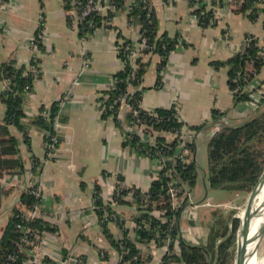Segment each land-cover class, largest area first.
Returning a JSON list of instances; mask_svg holds the SVG:
<instances>
[{
  "label": "crops",
  "instance_id": "0c3cea01",
  "mask_svg": "<svg viewBox=\"0 0 264 264\" xmlns=\"http://www.w3.org/2000/svg\"><path fill=\"white\" fill-rule=\"evenodd\" d=\"M115 1L118 6L96 15L95 27L84 39L72 25L71 0H6L0 6V140L5 149L10 143L1 130L6 111L2 96L6 77L1 67L10 64L25 75L32 63L41 72L20 93L22 130L7 126L17 141L15 153L0 150L4 160L0 163V237L13 212L22 203L27 205L22 195L34 180L42 192L37 218L49 226L35 231L38 238L25 246L23 264L58 263L74 255L86 263L117 264L121 252L112 241L119 244L124 231L143 264H159L167 252L165 245L138 241L135 220L142 210L120 193L131 187L147 191L158 177L159 162L125 144L126 110L117 111L119 125L114 116H102L106 92L114 84V75L124 68L119 45L123 41L136 44L142 27L140 15L129 13L135 0ZM147 1L154 15L155 39L166 37L174 46L166 59L155 50L141 53L137 79L130 82L128 92L139 96L145 110L172 109L181 126L191 131L197 176L192 188L182 185L179 236L190 244L215 247L229 217H238L233 210L243 194L234 191L219 199L209 187L207 144L221 119L225 121L221 125L235 126L252 116L234 102L226 61L243 51L247 37L264 49V0H252L245 7L243 2L231 7L223 4L206 26L193 17L189 0ZM31 38L37 42L34 49ZM244 69L249 74L245 89L256 90L252 80L264 66L257 73L255 65L246 62ZM55 102L58 126L46 129L38 118L43 108L49 110ZM197 126H201L198 131L192 129ZM49 132L56 136L57 147L53 158L45 161ZM97 195L103 206L119 216L120 224L100 219L94 208ZM159 211L151 213L159 218ZM174 252H178L176 246Z\"/></svg>",
  "mask_w": 264,
  "mask_h": 264
},
{
  "label": "trees",
  "instance_id": "16d2710c",
  "mask_svg": "<svg viewBox=\"0 0 264 264\" xmlns=\"http://www.w3.org/2000/svg\"><path fill=\"white\" fill-rule=\"evenodd\" d=\"M252 2V0H244L242 6H251ZM111 3L116 6L119 4V2L115 0ZM189 3L191 5L195 3L199 5L198 9L192 11V13L200 14L202 10H205L204 14H200V22H203L206 26L207 21L212 16V9H204L205 4L203 0H189ZM221 5L223 4L221 3ZM129 13L130 15H140L142 21V32L148 37L149 42L154 46L153 50L161 54L162 57L166 59L169 51L174 46V42L166 37H162L158 40L155 39V20L153 12L148 11V9L144 7L143 0H135V2L131 5ZM97 18L98 16H93V23L96 22ZM259 49H261V47L259 48L258 46L252 45L246 48L242 53L236 54L226 61V65L229 68V83L233 90L236 86L233 79L237 72L244 69L246 61L249 59L254 60L257 73L264 66V54L259 57ZM1 70L2 76L10 78L11 88L2 94L6 111L4 118L5 126H2L1 128V130L8 137L7 141L10 143V146L5 149L3 147L4 140H0V150L2 153H15V144L17 141L14 136L9 134L7 126L13 124L19 130H22L23 126L20 123L22 117V96L20 93L24 92V89L30 85L31 78L29 76L22 75V69H15L10 64L2 66ZM129 72L130 67L126 65L121 71L114 75V87L106 92L107 96L103 100L104 109L102 116H114L115 119H117L118 125L120 124V121L117 118V106L113 105L112 108H110V106L113 103V99L120 92L125 91ZM239 83L241 86L244 85L242 81H239ZM248 93L249 92L247 90H240L235 95L234 102L238 103L241 100L247 99ZM134 98L139 99V96L133 94V100ZM49 110L50 117H54L56 111L58 110V103H53ZM155 111L158 116L161 117V121L159 122L148 114H143V118H145L147 123H150L155 129L180 128L181 123L176 121L174 118V112L172 109H156ZM130 120L131 117L128 116V122ZM38 123L43 125L44 128L52 130V123L45 122L41 116L38 118ZM201 126H197L192 129L198 131ZM130 135L131 137L125 141V144L131 145L134 149L137 148L139 153H143L145 150L149 149L153 150L155 148V146L153 148V146H149L148 144L140 141L133 134ZM176 144V139H173L168 143L165 142L162 136L156 137V148L161 149V151L165 154L174 155ZM188 150L191 159L188 164H181L179 160L176 159V162H168L167 165L174 168L175 176L177 177V180H179L178 184L181 186L185 184L190 189L193 187L197 176L196 166L193 161L195 145L192 139L188 143ZM3 161L4 160L0 159L1 164ZM207 165V181L210 188L240 192L251 191L264 171V110L257 112L239 125H225L215 131L207 144ZM168 180L169 178L162 175L160 172L158 177L151 182L147 191L144 192L133 187L134 194L137 197L136 207L138 210H142L135 220L137 224L136 230L138 241L147 242L155 238L157 246L166 245L167 252L162 257V260L165 263L230 264V258L232 257L231 248L240 219L238 217L231 218L230 222L223 227L220 233V240L215 247L195 245L183 241L179 236L178 226V213L180 210L176 212L175 220L173 221L167 220L163 222L160 218L161 216L170 217V200L165 192ZM120 193H125V191L121 190ZM23 198H26L27 204L32 203L34 200L26 193H23L22 199ZM144 198H146V201H144ZM162 198L163 200L160 202ZM115 199L116 201L118 200V202L123 201L118 198ZM96 203L99 206L96 212L102 220L101 215L103 205L100 202V198L96 201ZM184 203L185 199H183V204ZM154 209L164 210V213L160 214L159 218H157L151 213ZM18 214V210L13 212L12 217L6 224L2 236L0 237V263L4 260L7 254L14 253L17 255L15 264H23V251L26 247H22V249H20L16 245L21 234V229L18 228L17 225L22 224L20 218L17 217ZM141 220L149 221L151 229L146 230L140 224ZM31 228H34V231L40 233L44 229H49V226L41 221L40 218H33L31 219ZM155 232L159 233L156 237L154 234ZM163 232L166 233L167 237L162 234ZM112 243L113 245L118 246L121 252V259L117 264H143L142 260L139 258L135 244L128 238L126 231L124 232L123 239L119 242V244L115 243V241H112ZM175 246L177 247L178 252H174ZM52 264L58 263L52 262Z\"/></svg>",
  "mask_w": 264,
  "mask_h": 264
},
{
  "label": "built area",
  "instance_id": "2783aa9c",
  "mask_svg": "<svg viewBox=\"0 0 264 264\" xmlns=\"http://www.w3.org/2000/svg\"><path fill=\"white\" fill-rule=\"evenodd\" d=\"M143 1H144V7L147 8L148 11H152L149 2L147 0H143ZM71 2H72V20H73L72 25L80 33L82 39H84L88 35V32L92 31L95 27V24L93 23V16L101 12H104L108 7L113 6L111 2L105 4L102 3L101 0H71ZM203 2L205 4L204 9H208V8L212 9V16L210 17L209 20L211 22L212 19L215 17L216 10L219 7H222L221 3L231 7V6H237L238 4L242 3L243 0H203ZM5 3L6 0H0V6H4ZM198 7L199 5L197 3L192 4L193 11L198 9ZM204 11L205 10H202L200 14H204ZM192 14L193 17L200 22V14H195V13ZM252 43H253V39L251 37L245 38L243 43V51L246 48L252 46ZM30 47L32 49L37 47V42L35 38H31ZM153 49L154 46L149 42L148 37L144 35L142 30L140 31V35L136 44L131 41H123L119 45V49H118L119 57L121 58L124 67L126 65L130 67V72L127 78V86L125 91L120 92L113 99V103L110 106V108H112L113 105H116L117 111H119V109H124L131 117V120L128 122V130L126 131L125 140L131 137L130 134H133L140 141L148 144L149 146H153V148L155 146L153 150L152 149L145 150L143 153L152 158L157 159L160 165L159 173L161 172L162 175L169 178L168 183L166 184L165 187V192L166 195L168 196V199L170 200L169 202L170 217L162 216L161 219L163 222H165L167 220L170 221L175 220V215L178 210H180L178 213L179 216L182 207H179L178 202L182 200V197L184 195L183 188L181 185L178 184L179 180H177V177L175 176L174 168L172 166H168L167 164L168 162L170 163L176 162V159L179 160L181 164H188L190 162L191 159L188 150V143H189V137L191 131L190 130L187 131L186 128L185 129L183 128V126H180V128L177 129H159V130L155 129L150 123H147L146 119L143 118V114H148L149 116L155 118L157 122L161 121V117L158 116L155 110L150 111L143 109L140 105L139 99L134 98L133 100V95L129 94L128 92V86L130 85V82L137 79L136 68L138 66V61H137L138 57L144 51L151 52ZM263 54H264V49H259L258 56L259 57L263 56ZM246 62H249L250 64H254L253 59H249ZM27 68L28 70L25 73V75L27 74L31 79H36L38 75L41 74L40 69L32 63H30L27 66ZM233 81L236 84L233 90V94L236 95L240 90H246L245 86L249 82V74L246 72L245 69H242L236 73V76L234 77ZM239 81H242L244 85L241 86ZM114 84H115V80H114ZM114 84L112 88L114 87ZM10 88H11L10 78H6L5 83L3 85V91L7 92L8 90H10ZM248 92H249L248 98L239 101L238 104L247 113H253L256 109H258V107L262 102L261 99L263 98L261 96L260 99V94L256 92V90H248ZM66 98H67L66 95L61 97L60 102H63ZM102 107L104 109L103 102H102ZM40 116L43 118L45 122H51L52 125L54 126L52 128L56 129V127L58 126L57 115H54V117L51 118L48 108H43L41 110ZM173 116L176 119V121L180 122L179 119L177 118V115H175V112ZM224 122L225 121L221 119V123H219L220 125L215 129V131H217L219 128L224 126L221 125L224 124ZM157 132L163 134L162 137L164 138L165 142L169 143L173 139L177 140L176 150L174 155L165 154L161 151V149L156 148V137L158 136ZM44 146H45V161H47L53 158L57 147V138L51 132H49L46 135ZM124 191L126 197L130 198V200L136 205L137 197L134 194V188L131 187ZM24 193L32 197L34 200L32 203L27 205L22 203L21 208L18 210L19 214L17 215V217L20 218L22 224L17 225V227L21 229V234L19 236V239L17 240L16 245L20 249H22V247H25L30 242L31 238L37 240L38 238L37 234H35V231L31 228V219L37 218L41 213L39 204L41 202L42 192L39 184L35 180L30 181L25 187ZM98 199L99 196L98 195L95 196L94 208L96 210L97 208H99V206L96 203ZM162 200L163 198L161 199L160 202H162ZM144 201H146V198H144ZM159 212L163 214L164 210H160ZM101 218L103 221H113L115 223L120 224L119 216H117V214L111 210L108 211V209L105 206H102ZM140 224L146 230L151 229V224L149 221L141 220ZM154 234L156 237L159 233L155 232ZM162 234H164V236L167 237L165 232H163ZM122 239L123 237L120 239V242ZM145 243L157 246L155 238ZM102 258L105 259V256L103 254H102ZM16 260H17V255L14 253H9L6 255V257L0 264H15ZM58 263L59 264H91V263H86L84 259L79 255L64 257ZM159 264H178V262L165 263L163 262V260H161Z\"/></svg>",
  "mask_w": 264,
  "mask_h": 264
},
{
  "label": "bare ground",
  "instance_id": "6f19581e",
  "mask_svg": "<svg viewBox=\"0 0 264 264\" xmlns=\"http://www.w3.org/2000/svg\"><path fill=\"white\" fill-rule=\"evenodd\" d=\"M258 203L261 208L252 217L244 240V264H264V256L260 257L258 254V245L263 234L260 233L264 228V182L253 197L252 208H255Z\"/></svg>",
  "mask_w": 264,
  "mask_h": 264
},
{
  "label": "rangeland",
  "instance_id": "374dc122",
  "mask_svg": "<svg viewBox=\"0 0 264 264\" xmlns=\"http://www.w3.org/2000/svg\"><path fill=\"white\" fill-rule=\"evenodd\" d=\"M252 81H255V84H256V92H258L260 94V99H261V96L263 99H261V104L260 106L258 107V109H256L252 115L256 114L257 112L261 111V110H264V70L262 71V73L255 79V80H252ZM263 108V109H262ZM205 161V159H204ZM216 192V194H219V199L220 198H225V197H221L223 195H229V196H232L234 193V191L232 190H223V189H214ZM240 192V191H239ZM242 199L241 201H238L240 202L241 204L238 205V207H236L234 210H233V213H235L238 218L240 219L244 209H245V206H246V203H247V200H248V197H249V194H250V191L249 192H242ZM228 198V197H226ZM256 203V201H255ZM231 219V216L229 217L228 221H230ZM240 222H241V219L239 221V225H238V228L236 230V233H235V236H234V241H233V245H232V257L230 258V264H233L234 263V259H235V254H236V248H237V241H238V234H239V228H240ZM223 229V228H222ZM221 229V231H222ZM258 254L260 257H263L264 256V231H263V234L261 236V240L259 242V245H258Z\"/></svg>",
  "mask_w": 264,
  "mask_h": 264
},
{
  "label": "water",
  "instance_id": "95a60500",
  "mask_svg": "<svg viewBox=\"0 0 264 264\" xmlns=\"http://www.w3.org/2000/svg\"><path fill=\"white\" fill-rule=\"evenodd\" d=\"M264 182V171L261 174L260 178L258 179L257 183L254 185V187L251 189L245 209L240 217V228H239V234H238V241H237V248H236V254L233 264H244L245 260V250H244V240L247 233V230L249 228L250 222L252 217L257 214L259 209L261 208L260 203H258L255 208H252L253 204V197L257 193L258 189ZM264 231V228L262 229V234Z\"/></svg>",
  "mask_w": 264,
  "mask_h": 264
}]
</instances>
